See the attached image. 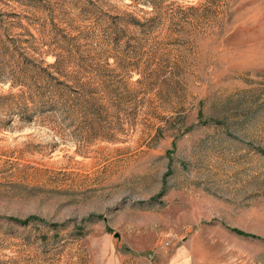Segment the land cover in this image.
I'll return each mask as SVG.
<instances>
[{"label":"rangeland","instance_id":"374dc122","mask_svg":"<svg viewBox=\"0 0 264 264\" xmlns=\"http://www.w3.org/2000/svg\"><path fill=\"white\" fill-rule=\"evenodd\" d=\"M30 1L56 24L0 0V264H264V0ZM20 23L92 109L20 108Z\"/></svg>","mask_w":264,"mask_h":264},{"label":"trees","instance_id":"16d2710c","mask_svg":"<svg viewBox=\"0 0 264 264\" xmlns=\"http://www.w3.org/2000/svg\"><path fill=\"white\" fill-rule=\"evenodd\" d=\"M22 5H25L29 9H34L37 12L45 13L51 23L56 24L54 16H52L51 9L47 5L42 3H34L33 1L27 0L19 1ZM77 5H75L76 7ZM19 26L26 29V32L30 37H25L24 39L10 37L7 41L17 44L25 43L24 46H19V48L26 50L22 52L20 61L17 68L12 71V78L14 79L12 85L26 86L30 92L31 107L27 105L25 100L20 104V108L26 107L27 109H46L55 111L60 114L64 105L65 93L70 92L72 97L69 100L70 109L75 113L77 107L81 105L80 93L85 91V103L88 104L89 108L92 109L94 104L97 103V99L93 95V91L96 92L93 85V80L95 76L94 68L91 69L90 66L84 69L87 75V81H81V65L76 59V49L69 50L65 45L64 36L61 35L56 30H51L48 35H51L50 40L42 42L43 44L49 46L46 53L51 54L54 60L51 62L45 60H37L34 56L36 53L41 54V47H35L32 44L33 39H37V36L33 31L26 25ZM61 36V37H60ZM31 49V50H30ZM32 51V52H31ZM15 56V55H14ZM3 71L4 69H0ZM93 75V76H91ZM98 82L104 87L105 90H109L111 87V69L106 68L101 72H98ZM33 81V82H32ZM138 84L145 83L143 78H138L136 80ZM135 82V83H136ZM34 87V89H32ZM27 120H31L32 115L23 116ZM26 222V221H23ZM240 232V231H239Z\"/></svg>","mask_w":264,"mask_h":264}]
</instances>
